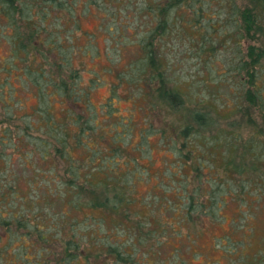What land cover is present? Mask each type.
<instances>
[{
	"label": "trees",
	"instance_id": "obj_1",
	"mask_svg": "<svg viewBox=\"0 0 264 264\" xmlns=\"http://www.w3.org/2000/svg\"><path fill=\"white\" fill-rule=\"evenodd\" d=\"M263 214L264 0H0V264H264Z\"/></svg>",
	"mask_w": 264,
	"mask_h": 264
},
{
	"label": "rangeland",
	"instance_id": "obj_2",
	"mask_svg": "<svg viewBox=\"0 0 264 264\" xmlns=\"http://www.w3.org/2000/svg\"><path fill=\"white\" fill-rule=\"evenodd\" d=\"M84 26L88 27L91 30H98L99 29L97 20H94V21H91V22L86 21ZM96 39H97L98 44L103 49V46L105 45V40L103 39V34L99 33L97 35ZM125 51L128 54L133 55V54H135L136 48L133 46L132 48L127 49ZM181 54H179L178 57L175 59V65H176L177 69L184 70V68H186V66L188 64V58H186V56L181 58L180 57ZM86 59L89 62L88 65H91V63L97 64V65H101V64L103 65L104 63H107V59H106V56H105L104 53H103V55H101V57L97 61L92 62L89 59V57H87ZM190 62H192V61L190 60ZM106 77L108 79H110L111 77H114V76L113 75L111 76L110 74H106ZM109 88H110L109 85H101L100 87H98L94 91L95 101H97V100L98 101L105 100L108 97V95H109V91H110ZM117 103H119L122 108H124L125 105H127V104H131V103H129V100H126V99H121V100L117 101ZM124 110H126V109H124ZM124 110L122 109V111H124ZM140 115H141L140 111L139 110L136 111V116L138 117ZM156 120H158V119H156ZM159 153H161V152L160 151H156V154H159ZM160 161H161V159L158 160L157 163H159ZM162 164H161V166H162ZM263 216H264V214H263ZM262 221L263 220H261L260 223H259V221L256 222L258 227L262 225ZM226 227H227V224L224 225V228H226ZM211 228H212V225L210 226V233L211 234H207V235H205L204 238L202 237V239H201L202 244H203V248L208 250L207 254H208L209 257L202 255V256H200L198 258H193L192 261H191V264H210L211 261H212L211 257L212 258H216V257L220 256V254H218V252H213V241H214L213 237H214V235H212ZM212 229H213V233H215V234L217 232H219V228L218 227H216V228L214 227Z\"/></svg>",
	"mask_w": 264,
	"mask_h": 264
}]
</instances>
